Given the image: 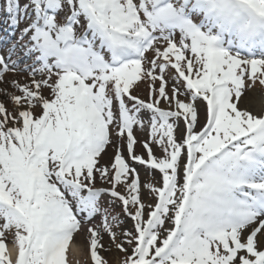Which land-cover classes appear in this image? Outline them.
Masks as SVG:
<instances>
[{"label":"snow or ice","instance_id":"obj_1","mask_svg":"<svg viewBox=\"0 0 264 264\" xmlns=\"http://www.w3.org/2000/svg\"><path fill=\"white\" fill-rule=\"evenodd\" d=\"M4 11L0 264H264V0Z\"/></svg>","mask_w":264,"mask_h":264},{"label":"rangeland","instance_id":"obj_2","mask_svg":"<svg viewBox=\"0 0 264 264\" xmlns=\"http://www.w3.org/2000/svg\"><path fill=\"white\" fill-rule=\"evenodd\" d=\"M4 6H5V0H0V30H3L4 28L7 27V24L5 23L7 14L4 11ZM250 92H257L258 93L259 102L262 106L261 110H264V89L260 88V86L257 85L255 88L247 91L245 96L242 97V99L247 97ZM240 103H239V107L241 108L242 105L240 106ZM139 134L144 136L147 139L146 133L141 132V131H137L136 132L137 138L139 137L138 136ZM108 151H109V156H111L113 154L112 150L109 149ZM136 151L138 154H142V148H139V146H137ZM155 154L157 156H160L161 152L157 149V150H155ZM109 156H106L104 158L105 162L108 161ZM133 166L138 169V172L140 174L142 182H153L154 180L160 179V174L158 171H155L153 173H149V171L146 170L145 166H142L139 164H133ZM116 211H119V208H117ZM131 225H132V222L129 219L125 218V223H124L123 227L131 228ZM105 239L107 240V238H105ZM84 253L85 254L83 255L82 259L79 258V259L74 260L71 257V251H70L69 256H70L71 264H90V257L87 253V250ZM104 255L108 258L110 264H115V262H117L120 258H122V253H119L118 251H115V250L110 252V253H104Z\"/></svg>","mask_w":264,"mask_h":264},{"label":"bare ground","instance_id":"obj_3","mask_svg":"<svg viewBox=\"0 0 264 264\" xmlns=\"http://www.w3.org/2000/svg\"><path fill=\"white\" fill-rule=\"evenodd\" d=\"M242 105V106H241ZM240 106L242 109H250L254 112H259L261 110V104L259 102V97L257 92H250L249 95L241 100ZM138 139L140 141L146 140V138L142 135H138ZM140 148V147H139ZM143 153V149H142ZM78 242L82 243L83 242V237H76L74 238ZM78 244L77 243H70V251H71V257L76 260V259H82L83 255L85 254L84 252L87 250L86 247H84L81 250H77Z\"/></svg>","mask_w":264,"mask_h":264}]
</instances>
